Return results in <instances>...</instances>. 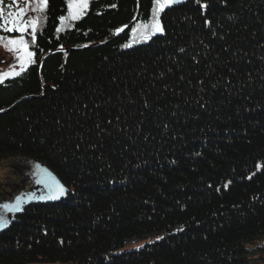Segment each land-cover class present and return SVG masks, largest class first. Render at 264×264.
<instances>
[{"label": "trees", "instance_id": "trees-1", "mask_svg": "<svg viewBox=\"0 0 264 264\" xmlns=\"http://www.w3.org/2000/svg\"><path fill=\"white\" fill-rule=\"evenodd\" d=\"M154 8L92 0L60 32L68 0H47L32 63L0 83V158L68 192L16 211L0 264H264V0L175 3L130 46Z\"/></svg>", "mask_w": 264, "mask_h": 264}, {"label": "rangeland", "instance_id": "rangeland-1", "mask_svg": "<svg viewBox=\"0 0 264 264\" xmlns=\"http://www.w3.org/2000/svg\"><path fill=\"white\" fill-rule=\"evenodd\" d=\"M185 0H180L183 2ZM40 0H19V4L17 7V13L21 10H25V14L23 17H18L20 22L36 20V31H35V40L36 34L42 29L43 22L45 19V13L43 11L35 10L37 4ZM76 0H68L69 3H74ZM88 8L91 0H87ZM175 4V3H174ZM173 5V4H172ZM85 10L84 14L88 10ZM162 12H156V6L153 11L152 19L149 23H139L131 36V40L129 45L140 44L149 41L153 36L161 33L155 32V34L150 35V38L145 39L144 36L151 32V25L154 20L158 17L160 22V16ZM83 14V15H84ZM81 15L77 19L71 18V10L69 9L67 15L60 22L59 31L68 29L71 27L74 22L83 17ZM161 24V22H160ZM145 25L148 27L145 28ZM0 37H5L0 35ZM23 39L28 44V50L32 51V48L35 44V40H33L32 35V27L29 24L27 31L20 35H12L7 38L9 39ZM33 52V51H32ZM32 63V62H31ZM28 63L27 67L31 64ZM16 65L15 69L10 67L11 65ZM20 62L16 55V53L12 51H8L4 48L3 43L0 42V75L5 73H9L12 71H19ZM21 73V72H20ZM20 75V74H19ZM18 76V75H17ZM17 76H9L6 80L15 78ZM49 185H53V180L46 171L41 170L37 163L30 159L29 157L24 156H7L0 158V215H3L5 219L3 222H0V228L4 226L6 223H9L13 220L16 211L18 209H12L11 211H6L2 206L7 204L9 206L15 205L17 202V197L21 198V201L27 200V195L30 193H37L45 188H48ZM20 209V207H19Z\"/></svg>", "mask_w": 264, "mask_h": 264}, {"label": "snow or ice", "instance_id": "snow-or-ice-1", "mask_svg": "<svg viewBox=\"0 0 264 264\" xmlns=\"http://www.w3.org/2000/svg\"><path fill=\"white\" fill-rule=\"evenodd\" d=\"M4 0H0V4H2ZM13 3L16 2V0H12ZM180 0H154V4L156 6V12H163L166 7H170L174 3H179ZM197 3H199V0H197ZM69 9L71 10V18L77 19L81 15L84 14L85 10L88 8V2L87 0H76L74 3H69L68 5ZM201 7H207V5H201ZM47 8V0H40V2L37 4V7L35 10L43 11ZM25 14V10L21 9L16 14H9L12 18L11 19H5L3 24H0V28H2L6 32H12V31H19L21 33H24L27 31V28L29 24L32 27V35L33 40H35V31H36V20L31 21H24L20 22L18 17H23ZM64 17H61V20H63ZM8 25H11L9 27ZM148 26L145 25V28ZM59 30V29H58ZM155 32H163V27L161 26L158 17L154 20V22L151 25V32L144 36L145 39L150 38V35L155 34ZM0 42L3 43V46L6 50L12 51L16 53L19 62H20V69L19 71H12L9 73H5L3 75H0V83H2L5 79H7L9 76H17L20 74V72H23L26 70L28 63L32 62L33 57L35 56V53L28 50V44L27 42L21 37L20 39H9L7 37H0ZM129 46V45H126ZM13 69H15L16 65H11ZM259 167V166H258ZM251 177H249L250 179ZM50 189L54 188V194L49 196V199H57L59 196L64 195L65 188L60 184L49 185ZM21 203V198L17 197V202L15 205L9 206L7 204L3 205L2 207L6 211H11L14 209H19ZM5 217L3 215H0V222H3Z\"/></svg>", "mask_w": 264, "mask_h": 264}, {"label": "water", "instance_id": "water-1", "mask_svg": "<svg viewBox=\"0 0 264 264\" xmlns=\"http://www.w3.org/2000/svg\"><path fill=\"white\" fill-rule=\"evenodd\" d=\"M48 174H50V177L53 180V186L55 184H60L53 176L51 173H49L48 171H46ZM62 185V184H60ZM63 186V185H62ZM64 187V186H63ZM65 188V187H64ZM65 193L62 196H59L57 199H49L50 195L54 194V188L50 189V187L45 188L44 190L37 192V193H30L27 195V200H23L20 203V207H24L26 206L30 201L38 203V204H42V203H46V202H50V201H57L62 199L64 196H66L68 189L65 188Z\"/></svg>", "mask_w": 264, "mask_h": 264}]
</instances>
